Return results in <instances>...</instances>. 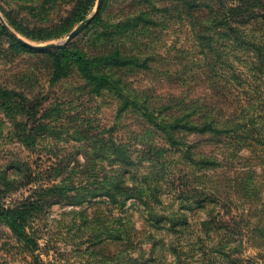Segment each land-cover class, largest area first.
Returning a JSON list of instances; mask_svg holds the SVG:
<instances>
[{
	"label": "rangeland",
	"instance_id": "obj_1",
	"mask_svg": "<svg viewBox=\"0 0 264 264\" xmlns=\"http://www.w3.org/2000/svg\"><path fill=\"white\" fill-rule=\"evenodd\" d=\"M97 1L0 0V26L14 36L9 27L19 42L58 43L95 11ZM214 1L216 10L219 0H198L211 5ZM103 2L99 20L92 17L64 45L39 50L69 47L96 52L122 43L125 51H143L146 67L108 70L135 92L143 91L152 103H168L171 96H177L219 107L215 102L220 72L212 68L215 54L205 47L217 39L214 31L219 25L208 26L207 9L193 16L186 0ZM141 10L152 21L128 32H110L117 28L109 26L111 23ZM10 36L0 37V86L24 94L31 102L33 97L39 101L32 116L0 106V199L10 207L30 201L41 205L27 229L38 243L35 249L0 224V264L110 263L111 246L101 239L107 236V226L117 224L113 216L120 215L117 207L123 199L110 204L105 196H89L95 178L103 175V180L120 167L98 156L100 143L117 146L129 157L122 166L125 192L132 194L140 186L144 192L141 199L129 197L121 206L134 223V240L160 238L177 253L174 257L163 247L155 251L164 258L154 257L156 252H147L149 242L138 261L125 264H209L190 244L209 241L211 245L221 237V230L205 234L206 226L201 225L211 207H221V212L229 207L225 217L233 216L238 229L232 241V262L213 252L215 259L222 264H264V143H243V128L234 134L193 130L183 133V139L192 145L187 153L169 147L160 133L140 123L133 113L118 115L112 94L90 93V86L76 72L50 84L51 54L11 45ZM219 113L218 108L208 109L210 117L220 119ZM247 133L256 136L253 129ZM206 157H215L218 164ZM202 188L215 189L222 202L205 201L204 207H190L202 199L198 192ZM144 207L156 214L171 211L181 223L187 218V225L176 230L155 228Z\"/></svg>",
	"mask_w": 264,
	"mask_h": 264
},
{
	"label": "trees",
	"instance_id": "obj_2",
	"mask_svg": "<svg viewBox=\"0 0 264 264\" xmlns=\"http://www.w3.org/2000/svg\"><path fill=\"white\" fill-rule=\"evenodd\" d=\"M106 1V0H105ZM212 2V1H211ZM102 3L93 16L92 20H99L103 9ZM187 5L192 10V15L203 9H207L206 16L211 18L208 26L219 25V29L214 31L217 39H212L205 44L210 52L215 54L211 56L212 68L220 72V82L218 84L216 105H207L198 103L199 99H190L171 96L172 101L168 103H152L143 91L135 92L129 88L120 77L114 75L111 69H140L146 67V58L142 55L143 51H125L122 43H112L107 51L88 52L81 49L61 47L53 51H40L28 45L19 42L15 36H10L5 27L0 26V37L10 36L11 45L17 46L29 52H46L51 54L48 82L55 84L58 81L68 77L72 72H76L79 77L84 79L90 86V93L96 96L108 92L114 96L116 101V112L122 115L125 112H131L136 119L145 124L151 130L160 133L169 147L180 148L183 152H188L192 145L183 139V133L198 132L221 134L223 132L235 133L243 128L244 135L240 137L243 143L260 142L264 143V0H219L215 6L212 3H199L198 0H186ZM151 16L147 17V12L139 11L131 14L130 17H122L119 21L111 23L109 26L117 27L112 29L115 32H128L129 29H136L143 24L152 21ZM129 22L132 24L126 25ZM143 23V24H140ZM200 28H205L200 25ZM208 31L211 28L207 29ZM109 32V31H108ZM207 38V37H206ZM205 39V38H204ZM203 39V40H204ZM209 40V37H208ZM204 47V48H205ZM20 99L22 102H18ZM27 99L24 94L0 86V106L8 111L15 110L23 116H32L36 113L39 101L35 97ZM174 100V101H173ZM197 102V103H195ZM218 108L221 112L220 119L210 117L208 109ZM18 109V110H17ZM16 112H8L16 114ZM198 115L194 118L193 115ZM249 129L255 131V137L247 133ZM226 136V135H225ZM224 136V137H225ZM99 157L114 162V165L120 166L113 170L112 175L102 180V176L95 178L93 192L90 197L105 196L109 203L120 202V215L113 216L116 225L107 226V236L101 241H108L111 249L110 263L125 264L127 260L138 261L139 256L144 252L143 246L149 243L148 254H154L155 250L161 251L162 248H169L168 254L177 257V253L170 244H165L160 238H138L134 240L132 231L134 223L130 220L126 208L121 206L126 204V199L136 197L141 199L144 192L142 187H137L134 193H126V177L122 174V166L129 157L117 149V146L105 147L103 143L98 145ZM111 158V159H108ZM206 161L218 164L215 157H206ZM113 166V165H112ZM212 168V167H211ZM125 172V171H123ZM126 174V173H124ZM206 191V192H205ZM202 199L190 204V207H204L205 201L222 202L215 189H204L200 191ZM81 195L80 198H83ZM62 200L63 197H61ZM81 200V199H80ZM79 200V202H80ZM41 204L38 202H24L17 206H6L0 199V224L6 225L14 236L18 237L24 244L35 249L38 246L36 239L28 232L30 220L37 213L36 207ZM145 215L149 216L148 221L155 228L176 230L178 226L186 227L181 223L178 215L173 212L165 214H156L148 207H144ZM215 209L211 207L207 212L205 221L201 224L206 226L205 234L213 231H222L221 237L213 244H198L192 242L190 245L195 247L201 256V260H209V264H222L212 255L216 252L219 257L229 260L233 256L234 247L232 245L233 237L238 230L233 222V216L226 218L230 211L229 207ZM216 212L215 216H211ZM221 212V213H220ZM184 215V214H183ZM147 220V219H146ZM99 226L95 229L100 230ZM149 236V235H148ZM209 236V235H208ZM153 237V236H152ZM113 244V245H112ZM112 247L114 250L112 251ZM137 256H134L135 253ZM159 254L164 258V254ZM208 254V256H205ZM135 264V263H134Z\"/></svg>",
	"mask_w": 264,
	"mask_h": 264
},
{
	"label": "water",
	"instance_id": "obj_3",
	"mask_svg": "<svg viewBox=\"0 0 264 264\" xmlns=\"http://www.w3.org/2000/svg\"><path fill=\"white\" fill-rule=\"evenodd\" d=\"M101 1L102 0H98L97 4H96V8L95 11L88 17H86L83 21H81L70 33L69 35L66 37V39L58 42V43H47V44H43V45H36V44H31L28 43L26 41H22L20 40L22 43L28 45L29 47L32 48H38V49H43V48H52V47H57V46H62L64 45L66 42H68L70 39H72L93 17V15L95 14V12L99 9L100 5H101ZM6 25V24H5ZM8 27V26H7ZM8 30L16 37H18L9 27Z\"/></svg>",
	"mask_w": 264,
	"mask_h": 264
}]
</instances>
